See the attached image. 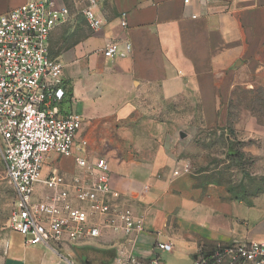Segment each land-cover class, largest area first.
<instances>
[{
  "label": "crops",
  "instance_id": "0c3cea01",
  "mask_svg": "<svg viewBox=\"0 0 264 264\" xmlns=\"http://www.w3.org/2000/svg\"><path fill=\"white\" fill-rule=\"evenodd\" d=\"M27 1L0 0V16ZM72 13L49 37L69 93L63 108L82 117L77 138L87 143L89 159L108 162L117 203L144 223L133 246L109 232L98 241L114 248L115 256L108 251L114 258L122 248L149 257L156 241L191 258L203 244L264 242V209L243 202H233L225 214L210 209L188 174L173 177L176 164L159 136L164 125L143 120L178 108L199 113L210 126L208 115L226 114L236 91L264 92V0H101L103 24L95 32ZM64 26L70 48L54 53L52 39ZM112 43H129L131 54L105 59L102 52ZM55 158L47 169L77 173L71 161ZM12 259L7 263L23 264Z\"/></svg>",
  "mask_w": 264,
  "mask_h": 264
},
{
  "label": "built area",
  "instance_id": "2783aa9c",
  "mask_svg": "<svg viewBox=\"0 0 264 264\" xmlns=\"http://www.w3.org/2000/svg\"><path fill=\"white\" fill-rule=\"evenodd\" d=\"M70 2L68 7L60 0H29L0 16V154L15 192L13 233L25 246L40 245L74 264L68 249L96 244L105 232L133 246L144 223L117 203L108 162L89 159L87 143L77 138L82 117L63 108L62 65L50 56V34L72 20V10L90 31L103 24L101 0ZM120 26H127L125 13ZM130 54L129 43L108 44L102 52L108 60ZM53 157L71 161L77 173L46 171ZM189 171V164L177 162L172 175ZM171 252L170 244L156 241L149 257L122 248L105 264H165L159 253ZM190 264H264V242L199 246Z\"/></svg>",
  "mask_w": 264,
  "mask_h": 264
},
{
  "label": "rangeland",
  "instance_id": "374dc122",
  "mask_svg": "<svg viewBox=\"0 0 264 264\" xmlns=\"http://www.w3.org/2000/svg\"><path fill=\"white\" fill-rule=\"evenodd\" d=\"M70 42L67 27L58 28L51 50L63 52L70 48ZM174 109L170 113L144 114L143 120L151 119L164 125L159 136L167 140L175 164H189L188 176L198 200L223 214L233 202H243L257 211L264 209V92L236 91L226 114L208 115L210 126L204 125L199 113ZM180 133L184 138H180ZM14 201L15 192L6 178L0 154V264H9L7 261L11 262L12 258H18L23 264H55L59 258L49 250L40 245L25 246L22 238L13 233ZM94 243L81 249H68L69 259L74 264H103L114 258L116 253L109 244ZM161 259L165 264L191 262V257L176 251L164 254Z\"/></svg>",
  "mask_w": 264,
  "mask_h": 264
},
{
  "label": "trees",
  "instance_id": "16d2710c",
  "mask_svg": "<svg viewBox=\"0 0 264 264\" xmlns=\"http://www.w3.org/2000/svg\"><path fill=\"white\" fill-rule=\"evenodd\" d=\"M78 16H80V15H78ZM65 100H64V102H63V104L65 105V103H66V101H67V98L69 97V93H67V91L65 90ZM68 96V97H67ZM201 246H203V247H210L211 245H208V244H203V245H201ZM112 258V257H111ZM112 259H114V258H112ZM112 259H109V261H111ZM108 262V261H107Z\"/></svg>",
  "mask_w": 264,
  "mask_h": 264
},
{
  "label": "water",
  "instance_id": "95a60500",
  "mask_svg": "<svg viewBox=\"0 0 264 264\" xmlns=\"http://www.w3.org/2000/svg\"><path fill=\"white\" fill-rule=\"evenodd\" d=\"M179 135H180L181 139L184 138V136H185L183 133H180ZM55 264H67V263H65L64 261H60L59 260V261H56Z\"/></svg>",
  "mask_w": 264,
  "mask_h": 264
}]
</instances>
